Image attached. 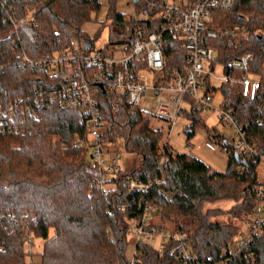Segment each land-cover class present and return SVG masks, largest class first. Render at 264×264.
Here are the masks:
<instances>
[{
    "label": "trees",
    "instance_id": "1",
    "mask_svg": "<svg viewBox=\"0 0 264 264\" xmlns=\"http://www.w3.org/2000/svg\"><path fill=\"white\" fill-rule=\"evenodd\" d=\"M108 6L110 43L130 40L125 31L128 24L147 32L161 26L160 18L137 19L117 11L116 0H108ZM101 7L100 0H0V61L22 54L32 58L54 55L75 40L93 45L95 38L83 27L94 15L97 18ZM32 12L36 13L32 19L15 27L16 21ZM236 24L246 25L249 32L229 43V37L217 30ZM55 31L60 33L56 42ZM204 43L216 49L213 65L222 63L225 71L234 57L253 52L249 74L260 80L255 97L243 95L244 73L235 69L236 79L221 83L219 89L228 106L235 109L238 123L248 130L249 139L264 153V121L259 123L264 120V0H235L231 9L213 11ZM164 54L167 67L184 64L185 52L177 39L165 40ZM61 83V79L47 78L38 67L7 66L0 69V100L8 102L36 87L48 90ZM99 107L107 120L108 140L115 145L121 141L126 152L140 157L136 168L107 177L106 187L95 183L87 150L71 145L72 138L82 133L77 110L60 107L46 96L39 109L40 119L30 121L24 132L0 129V264H28L34 254L40 260L30 264H128L129 224L142 213L137 203H132L141 194L131 192L122 182L129 175L154 183L144 196L157 205L159 219L171 222L173 229L184 234L197 258H219L239 234L244 214L253 209L254 200L243 196L242 190L258 183L259 156L243 163L232 155L225 171L212 170L187 152L167 153L161 162L164 133L153 129L138 107L126 99L116 103L115 95L102 92ZM187 113L192 123L186 132L193 135L195 126L205 121L199 110ZM165 191L173 195L165 197ZM215 201L232 202L228 211L239 224L211 220L212 212L222 210L206 208ZM123 204L126 206L119 208ZM29 236L33 238L31 246ZM37 238L43 240L41 252L31 250ZM172 245L160 255L156 248L139 242V259L143 264H182L171 254ZM244 251H254L258 257L255 264H264V237Z\"/></svg>",
    "mask_w": 264,
    "mask_h": 264
},
{
    "label": "built area",
    "instance_id": "2",
    "mask_svg": "<svg viewBox=\"0 0 264 264\" xmlns=\"http://www.w3.org/2000/svg\"><path fill=\"white\" fill-rule=\"evenodd\" d=\"M141 1L148 6L144 7L145 13L153 9L158 13V18L162 19L160 28L147 32L141 26L128 24L125 31L130 36L129 41L107 42L102 48H94L93 45L87 48L85 42L75 40L71 47L54 55L32 58L22 54L14 60L0 61V69L11 65L38 67L47 78L62 80L59 87L48 90L36 87L26 95L8 102L0 100V129L10 133L24 132L30 121L40 119L39 109L46 96L60 107L77 110L82 133L72 138L71 145L87 150L89 169L95 176V183L106 187L104 180L107 177L125 172L120 167L122 152L118 145L108 140L107 120L103 118L99 107V95L102 92L115 95L116 103L128 100L132 106L140 109L144 117L167 125V136L162 131L164 140L160 149L161 162L166 160L167 153H177L170 145L171 129L178 124V118L184 112L194 109L201 113H213L223 127V130H219L214 126L215 129L207 131V148L219 151L229 158L237 155L241 161L246 162L248 158L259 156L258 166L264 168V153L259 151L255 141L249 139L244 125L238 123L235 109L228 106L224 98L218 106L213 104L215 90L211 76L214 75L213 61L217 57V51L206 45L204 39L209 30L211 13L231 9L235 0ZM35 14L32 12L27 18L19 19L15 22V27L25 25L27 19H32ZM217 31L220 35L228 36L229 43H235L240 37L247 35L249 29L244 24H236ZM54 35V41H59V31H55ZM167 38L180 42L185 52L182 67H167L168 59L164 54ZM253 56V52L248 50L234 57L228 71L224 70V75L220 77L221 83L234 81L236 78L233 70L243 72L242 92L250 98L255 97L260 87V80L249 74ZM150 73L155 74L153 79L149 77ZM262 108L264 109V103ZM263 121L261 119L259 123L262 124ZM187 150H190L189 146ZM122 182L131 192L141 194L138 200H132L133 204L137 203V207L142 209V213L129 224V235L134 246L128 264H143L137 250L139 242L156 248L160 255L164 254L172 242L170 252L182 264H241L242 261L247 264L257 263L255 252L244 251V248L264 237V180L242 190L243 196L254 200L253 209L244 214V227L241 228L238 239L234 244L230 242L217 259L197 258L182 232L177 229L168 232L164 227L151 222V215L158 212V207L144 193L151 191L153 182L131 175L124 177ZM163 195L170 197L173 192L165 191ZM125 206L123 204L119 208ZM27 243L32 245V236L27 238Z\"/></svg>",
    "mask_w": 264,
    "mask_h": 264
},
{
    "label": "rangeland",
    "instance_id": "3",
    "mask_svg": "<svg viewBox=\"0 0 264 264\" xmlns=\"http://www.w3.org/2000/svg\"><path fill=\"white\" fill-rule=\"evenodd\" d=\"M102 2V7L99 14L94 15L95 19L92 22H89L84 25V30L87 34L95 38L93 47L94 48H102L105 47L107 42L110 38V26H111V19L108 18V0H100ZM144 4L142 2L136 3L134 0H116V9L119 12L125 13L128 16H134L135 18H146L147 16L158 18V13L151 14V11L147 13L144 12ZM214 75L211 76V83L213 86H217L214 94V101L213 104L218 106L221 101L223 100V93L221 89H219L221 85V79L224 75V64L222 63H215L214 67ZM149 77L153 79L155 74L150 73ZM253 77V75H251ZM151 94V93H150ZM202 118L205 121V124H198L195 126V133L193 135H188L186 129L191 125L192 119L188 115L187 112H184L178 118V124L175 125L171 129L170 133V145L177 151V152H187L211 167L212 170L217 171H225L228 167L229 157L219 151H213L206 147L205 140L207 137V131L212 129L216 126L219 130H223V127L217 117L211 112H202ZM150 126L153 129H160L162 130L166 136L168 133V127L165 123H162L156 119H151ZM187 146L190 147V150H187ZM120 151L122 152V160L120 161V167L123 172H128L134 168H136L139 164L140 157L137 154L126 152L123 146V143L119 141L118 145ZM258 179L259 181L264 180V168L263 166H258ZM232 202H224V201H215L209 202L206 204V208L209 209H222V210H215L210 214V219L217 222L223 223H237L239 222L232 218L229 213V208ZM151 222L155 224H161L164 226L166 231L170 232L173 229V224L171 222L167 223L159 219L158 213L154 212L151 215ZM241 228L244 227V224L241 223ZM130 236V235H129ZM238 239V235H236L231 243L234 244L235 241ZM131 245L128 246L127 254L129 256L132 254V248L134 246L133 239L130 237ZM36 245L33 247L32 250L42 251L43 248V240L36 239ZM28 264L32 261H39V255L34 254L33 256L27 259Z\"/></svg>",
    "mask_w": 264,
    "mask_h": 264
},
{
    "label": "water",
    "instance_id": "4",
    "mask_svg": "<svg viewBox=\"0 0 264 264\" xmlns=\"http://www.w3.org/2000/svg\"><path fill=\"white\" fill-rule=\"evenodd\" d=\"M241 19H243V17H241ZM85 46H86L87 48H90V47H91V43H90L89 41H85ZM187 134H188V133H187ZM234 157H235L236 159H239V157H238L237 155H234ZM241 162L246 163V161H244V160H242Z\"/></svg>",
    "mask_w": 264,
    "mask_h": 264
}]
</instances>
